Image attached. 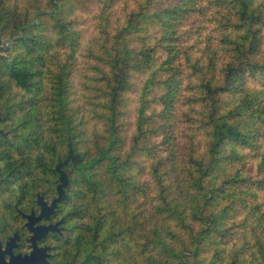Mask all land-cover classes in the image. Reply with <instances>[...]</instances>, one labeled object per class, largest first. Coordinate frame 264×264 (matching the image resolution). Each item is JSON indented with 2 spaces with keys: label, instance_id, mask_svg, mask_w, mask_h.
<instances>
[{
  "label": "trees",
  "instance_id": "1",
  "mask_svg": "<svg viewBox=\"0 0 264 264\" xmlns=\"http://www.w3.org/2000/svg\"><path fill=\"white\" fill-rule=\"evenodd\" d=\"M0 30L48 151L86 159V262L264 264V0H0Z\"/></svg>",
  "mask_w": 264,
  "mask_h": 264
},
{
  "label": "flooded vegetation",
  "instance_id": "2",
  "mask_svg": "<svg viewBox=\"0 0 264 264\" xmlns=\"http://www.w3.org/2000/svg\"><path fill=\"white\" fill-rule=\"evenodd\" d=\"M9 35L4 37L10 40ZM6 42L0 70L12 62ZM45 122L41 110L18 99L15 84L0 83V264H93L86 262L89 251L80 254L71 184L58 198L56 165L68 151L64 154L62 142L48 151ZM74 163L60 166L69 178Z\"/></svg>",
  "mask_w": 264,
  "mask_h": 264
},
{
  "label": "water",
  "instance_id": "3",
  "mask_svg": "<svg viewBox=\"0 0 264 264\" xmlns=\"http://www.w3.org/2000/svg\"><path fill=\"white\" fill-rule=\"evenodd\" d=\"M4 43V42H3ZM5 46L0 45V49H4ZM81 159L80 154L78 152H75L73 148H69L65 158L62 160V162H59V164L56 165V169L58 171V188L60 191V195L58 196V198H63L65 197V191H64V187L69 184V175L68 172L62 168H60L61 165L66 164L69 160H71L72 162H78Z\"/></svg>",
  "mask_w": 264,
  "mask_h": 264
},
{
  "label": "rangeland",
  "instance_id": "4",
  "mask_svg": "<svg viewBox=\"0 0 264 264\" xmlns=\"http://www.w3.org/2000/svg\"><path fill=\"white\" fill-rule=\"evenodd\" d=\"M5 36V34H2V32H1V30H0V45H3V46H6V41H8V44H10V47H9V50H8V55H9V57H12V55H13V52H14V50L13 49H11V46L13 45L12 43L13 42H11V41H14V39L16 38V37H14V36H11L12 38L9 40L8 39V37H4ZM4 42V43H3ZM3 51H4V53H5V50L4 49H2ZM3 70L1 69L0 70V83H5V85H13V84H15L14 83V81L11 79V77H9V75H8V67L6 68V69H4V71L5 72H2ZM16 85V84H15ZM16 91H17V86H16ZM24 101V100H23ZM24 102H26V101H24ZM60 134H58L57 133V137L59 136ZM60 137V136H59ZM57 140H58V138H57ZM59 142V141H58ZM75 150L77 151V152H79L80 154H82L81 153V150L79 149V147H78V144H77V147L75 148ZM66 153V149H64V154ZM80 162H85L86 161V159H84V157L81 155V159L79 160ZM68 171H69V174H70V176L71 175H73V168H68Z\"/></svg>",
  "mask_w": 264,
  "mask_h": 264
}]
</instances>
